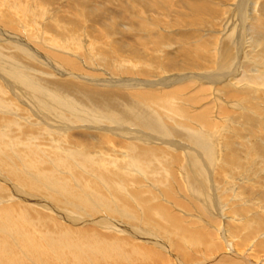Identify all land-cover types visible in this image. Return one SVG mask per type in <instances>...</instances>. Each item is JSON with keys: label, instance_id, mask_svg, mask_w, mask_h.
<instances>
[{"label": "bare ground", "instance_id": "bare-ground-1", "mask_svg": "<svg viewBox=\"0 0 264 264\" xmlns=\"http://www.w3.org/2000/svg\"><path fill=\"white\" fill-rule=\"evenodd\" d=\"M89 2L90 0H82V3L79 4H84L85 7ZM217 3L222 4V6L218 5L219 7L229 8L227 22L224 21L228 23L227 26L235 27L249 21L246 29L249 38L245 39L246 45L245 42H241L243 33L241 37L236 33L239 38L235 41L237 55L240 57L239 53L245 49L248 54L246 60L249 61L241 63L240 59L235 60V55L231 56V51L224 49L223 52H219L218 59L215 58L217 60L215 65L213 64V68L212 65H206L207 67L203 68V70L212 68L210 69L212 71L190 73L185 72L180 66L171 73L170 64L167 65L168 69L162 64L156 68L158 74L163 75V77H159V75H146L139 71L138 68H148L146 60L144 63V58L139 54L131 52L130 54L135 55V60L131 59L132 61L125 60L123 56L121 59L120 55L127 48L119 46L115 49L117 44L112 47L115 43H119L117 41L111 42L106 48L104 43H98L101 50L97 51V55H95L94 48L98 44L93 43L94 40L92 41L87 36L91 31L88 30V34L77 32L78 27L76 26L83 25L80 19L71 21L70 24L75 28H71L69 33L73 36H69L70 38L66 35L68 30L62 28L61 35L64 36L60 35L61 37H54L55 40L45 42L41 33L47 32L46 27L49 25L47 13L42 12V15L33 17L32 9L35 8L34 5L37 6L36 4L31 3L33 7L30 6L31 4L24 5L23 12L19 13L18 2L11 6L7 0L0 2V6L6 9L0 10V51L6 50L8 53H5L6 55L0 53V95L7 96L6 99L4 97L5 101L0 100L3 101V104H8L3 106L0 102V109H2L0 113H3V116L0 115V125L3 124L0 126V144L7 143L4 141L5 138L10 142L9 147L7 145L0 146V171L6 173V177L0 175V194H2L0 203H4L0 205V264H264V236L260 237L264 233V177L258 181H251L255 175L249 179V176L230 177L226 175L224 170L228 167L232 170L237 164L236 150L231 149L229 153L220 158L218 155L220 152L217 151L219 146H216L219 145L217 144L219 139L216 141V135L219 133L215 135V132L210 134L199 132L205 128L214 129L213 121L202 120L204 113H207L208 119V112L213 108L214 112L211 116L220 117L218 116L220 108L215 110L214 107L208 106L213 103L216 105V98L221 101L218 91L220 93L221 90H224L225 98L239 97L243 93L242 95L245 94L254 99L256 104L264 106L262 103L264 94L258 101L256 100V90L249 88L252 84L264 85V63L262 60L264 59V22L261 21L262 18L264 19V0L180 1L181 6L185 9L190 8L194 12L210 10L215 8L214 5ZM255 8L259 12V16L252 14ZM79 13L80 15L85 14L87 17H92L94 14L87 7L80 8ZM247 13L251 15H247ZM94 18L98 24L101 23L96 15ZM147 20L148 18H146ZM236 20L239 22L237 23ZM50 22H52L51 19ZM53 22L55 23L56 19ZM73 22L80 23L74 24ZM146 25L147 23L140 24L136 28L145 30ZM32 26L33 28H31ZM105 31L107 30L105 29ZM119 33L123 38L127 37L124 30ZM227 35L229 36V34ZM131 39L129 40L137 45H134L137 49L133 50L137 51L139 48L145 47L144 41L150 40V35L148 34L147 38L140 35L132 36ZM160 42L162 41L160 40ZM122 43L128 42L123 39ZM82 44H86L85 49ZM159 46L156 44V47ZM102 56L106 58H102ZM22 58L27 59V62L33 67L24 65ZM75 58L79 61L76 62ZM96 59L101 60L102 65L115 73L111 74V71L99 70V68L83 70L81 66L86 64L89 68L93 64L92 60L96 61ZM189 60L188 65L197 67V70L200 69L199 63L198 65L191 63V60L195 61L194 57L191 56ZM25 66H28L27 70L24 69ZM40 68L42 70L47 68L49 77L41 76ZM98 71H101L102 75L108 73L109 76L105 74V79L100 77L101 80H95L91 76L99 77ZM148 76L150 77L146 79L145 77ZM89 81L94 82L98 87H102V85L108 87V91H113L109 92L110 95H114L111 97L116 100L112 106L106 104L103 108L97 107L95 104V107L100 109L97 110L98 119H94L109 123L118 119L125 111L130 115L128 120L131 122L130 129L133 132L124 130L128 127L122 128L121 125L111 126L114 129L110 130L99 127V129H94L103 131L102 133H94L91 129L79 127L80 122L93 121L91 120L93 118L91 111L79 109V106L82 105L80 99L86 95L82 94V96L79 93L67 95L66 92L72 90L70 86L83 89V86L78 83ZM42 82H49L52 86H56L57 90L49 92ZM216 86H220L221 89ZM86 88L84 87L82 92L89 91L93 95L99 96L98 91L86 90ZM199 93H202L203 96L198 101L194 97ZM100 94L104 95L102 92ZM102 99L107 100L108 98ZM208 100L211 103H207L202 111L199 110L200 112L196 114L191 113L192 115L189 113L194 109H190L192 111L189 112L188 108L182 105L187 102L197 105V103ZM125 101L129 104H125ZM104 103H108V101H104ZM10 108L15 111L16 120L13 115L10 118L7 116ZM165 110L166 114L163 113ZM18 111L20 112L17 114ZM56 112L60 116L55 117ZM20 113L22 116L19 115ZM204 117L206 118L203 115ZM185 120L187 122L193 120L198 131H185L184 126L187 123ZM219 120H216L218 125ZM93 123L98 124L94 121ZM111 123L110 125L114 124V122ZM262 124L263 127L264 124ZM2 126L11 132L13 139L3 133ZM256 126L259 127V123L251 124L250 122L246 129L255 131ZM107 128L109 129V127ZM25 130L29 131L25 132ZM140 130H149L148 134L153 133L154 137L157 135L167 137L163 136L162 141L155 142L151 139L153 137L148 134L144 135L145 137L139 136ZM249 131L248 133H250ZM80 138H83V143L87 140L96 141V143L95 145L84 146L83 143L80 145L78 140ZM172 138H178L186 144ZM75 139L78 141L74 142ZM18 141H21L19 143L22 144L24 141V147L16 144ZM39 141H49V147L38 148L37 146L42 145ZM34 142L38 143L37 146ZM51 142L55 143L54 146ZM261 142L262 144L251 146L255 148L257 157L264 160V137ZM118 144L122 147H119ZM141 145L153 148L159 145L161 146L160 151H164L167 153L166 155L172 157L173 166L164 165L168 166V168L165 167L167 168V181L168 183L171 181L170 184L164 185L165 187L161 185L164 188L157 189L156 187L159 186L157 183L161 184L159 176L153 180L150 177L153 175V171L149 172V167L144 168L146 163H143L145 160H141V157L146 154L154 156V153L151 150L142 149ZM252 147L249 148L253 149ZM21 148L23 152L20 153L23 156L17 157L14 151L17 153ZM154 151H159V149ZM181 153L184 157L183 160ZM195 153H199L201 159L212 162V164L209 163L208 167L205 166V163L203 166H199V157ZM204 154L210 155V158L203 157ZM75 157L80 158L79 162L75 164L76 168L80 166L85 170L92 158L98 157L103 160L101 161L103 164L113 163L117 159L115 167L122 166L123 170H115L112 175L97 172L94 173L96 175L94 176L91 173L87 175L77 172L78 175L74 176L72 174V171L76 172L74 165L63 164L60 160L70 161ZM152 158L146 160L150 162ZM44 159L47 160L44 161ZM22 160L23 162H21ZM121 160H127L126 164L130 165H122ZM219 160L220 163H218ZM50 162L62 163L59 168L62 169L61 172H68L69 176L66 175V177L73 188L64 180L66 177L63 178L54 173L56 169L49 167ZM171 166L172 168H170ZM23 167H29L30 176L21 175ZM18 168L23 169L17 171ZM102 169L110 171L104 167ZM260 172L258 173L261 174ZM219 173L223 174V178H227V181H223ZM138 176H142L140 178L143 180H139ZM114 177L121 178L125 185ZM244 180L248 182L242 183ZM228 182L231 183L230 187ZM73 183H76L78 189L73 186ZM95 183H105V193ZM221 183H225L227 188L221 187ZM239 189L247 194L248 197L245 196L244 200L249 206L241 207V210H232V206L239 203L232 201L231 197L235 198V196L241 195L242 192H239ZM24 190L39 192L40 195L46 196L49 201L48 207H45L44 203L41 204L39 201L33 200L29 196L31 194ZM60 195L63 197L60 198ZM101 215L116 216L123 223L114 222L110 219L111 217L104 218ZM20 216H22L21 219ZM35 225L44 232H48V235H43L44 237L40 235L41 230L33 227ZM3 227H6L7 230ZM18 227L24 236L20 237L17 234ZM32 229L36 230L38 234L31 233ZM8 234L15 239V242L12 243L15 244L14 246L6 237ZM159 236H163V238ZM166 241L167 244H163ZM49 244L58 247L57 254L60 255V261L56 262L57 259L53 260L48 254Z\"/></svg>", "mask_w": 264, "mask_h": 264}, {"label": "rangeland", "instance_id": "rangeland-1", "mask_svg": "<svg viewBox=\"0 0 264 264\" xmlns=\"http://www.w3.org/2000/svg\"><path fill=\"white\" fill-rule=\"evenodd\" d=\"M2 1H6V0H0V2H2ZM8 1L10 3V6L12 4H15L16 2H18V6H19L18 7V11H19V13L23 12L22 8H23L24 5L25 6L26 5L29 6L31 3L33 5L34 4L37 5V6L34 5L35 8L32 9V16L34 15L33 17L42 15L43 14L42 12L47 13V22L49 24L48 27H46L47 32L44 31L43 33H41L42 38L44 39L45 42L49 41V40H52V39L55 40L54 37L64 36V35H61V32L63 31L62 28H64L65 30H68V33L66 34V35H68L67 37L73 36L71 33H69L71 31V28L73 27V25L70 24V23L74 19H75V21H78L80 19L81 22H83V25L79 24V25L76 26V27H78L77 28V32L81 31V32H84L85 34H88V30L91 31L90 35H87V36H89L92 41L94 40L93 43H97V44L98 43L99 44L104 43L105 48H106L108 45L111 44V42L112 43L114 41L119 42V43H115L114 45H112V47L117 44V46L114 47L115 49H117L119 46L127 48V49L124 50V53H123L124 55L123 54L120 55V58L122 59L123 57H125L124 58L125 60L130 59L128 61H132L131 59L135 60V57H134L135 55L134 54H130L131 52L135 53V54H139V56H142L144 58L143 62L145 63V60H146L148 68L147 67H142V68H138V69H139V71L145 73L146 75H148V74L149 75H156V76L159 75V77L160 76L163 77V75L162 74H158V71L156 70L157 66L158 65L162 66V64H164L163 66H167V65L169 66V64H170V68L169 69L171 70V73H173L180 66L183 67L185 72H190V73H205V71H208V70L212 71L210 69L213 68V66L215 65V61L218 59L217 58L218 55L221 53V51L223 52L224 49L226 51L228 50L229 52L231 51V56L235 55V60L236 59H238V60L240 59L241 63L249 61V60H246L247 59L246 55H248L247 54V50L245 51V49H242L241 52L239 51L240 52L239 53L240 57H239L237 55V48L235 46V41L237 40V38L242 36V33H243V38L241 39L242 40L241 42H243V43L245 42V45H246V40L245 39L249 38V35L246 32L247 31L246 29L248 28L247 26H248V22L249 21H246L247 23L243 22L245 24L241 23V25H237L235 27H233V26L231 27V25L227 26L228 23H226L227 22L226 18H227V15L229 13V8L219 7V6H222L221 3H217V4L214 5V7L216 9L212 8L210 10H202V11L200 10L198 12H194V11H191L190 8L185 9L183 6H181L180 5V1L181 0H163V1L162 0H157V1L156 0H142L143 2L141 0H90V2L85 7H87L88 10H92L94 12V14H93L92 17H89V16L87 17V16H85V14L80 15V13H79L80 8L81 9L85 8L84 4H79V3H82V0H34V1H31V0H7V2ZM129 1H131V2H129ZM151 3H152V6H151ZM32 4L30 6L33 7ZM133 4H134V7H132ZM129 5H130V7H129ZM155 6H157V7H155ZM108 7L110 8V10H109ZM0 10H6V9L0 6ZM226 10H227V12H226ZM122 11H123V13H121ZM255 11H256V8H255V10H254V12L252 14H255L254 16H259L258 15L259 12H257V11L255 12ZM118 14L120 16V20H119V16H117ZM95 15L98 17V20L101 21V23H100L101 26H99L100 24H98L96 21H94ZM128 15H130V16L127 17ZM247 15H251V14L247 13ZM145 17L148 18V20H147L148 22L146 21ZM248 17H250V16H248ZM248 17H246V18L248 19ZM18 18H20V17H18ZM101 18H104L105 20L101 19ZM131 18L133 19V23H132V19ZM259 18H262V17H259ZM50 19H51L52 22H50ZM54 19H56L55 23L53 22ZM84 19H86V20H84ZM135 21L136 22L138 21V22L136 23ZM224 21H226V22H224ZM261 21L264 22V19L262 18ZM238 22L239 21H237V23ZM73 23L76 24V23H80V22H73ZM127 23H129V24H127ZM146 23H147V25L145 26V30L144 29L143 30H139L138 28H136L138 25L146 24ZM69 24H70V26H67ZM113 24L115 25L114 27L112 26ZM131 25H133V26H131ZM241 26H243L242 29H241ZM130 27H131L132 30L130 29ZM224 27L225 28L228 27V28H226V32L224 31L225 30ZM31 28H33V26ZM74 28L75 27H73V29ZM101 29H103V30H101ZM105 29L107 31H105ZM119 29H120V31H119ZM121 29L124 30V33H125V35H127L128 38L127 37L123 38V36L119 33V32H122ZM243 29H244V31H243ZM139 31H141V32H139ZM148 31H151V32H148ZM241 31H243V32H241ZM93 33H96V34H93ZM225 33L229 34L230 38ZM236 33L238 34L239 37L237 36ZM148 34L150 35V40H148L146 42L144 41L145 47L144 48L143 47L139 48L137 51L133 50V49H137V48L134 47V45H136V44H133L132 41H130V40H132L131 37L132 36L135 37V36L140 35V36H143V37L147 38ZM98 35H99V37H98ZM123 39L126 40L129 44L128 43H122ZM160 40L162 42H160ZM83 42H85V41H83ZM154 43H156L157 46H158V44L160 46L156 47V44L154 46ZM99 44H98V46H96L94 48L95 55H97V51L101 50V49H99ZM85 45L82 44V47L84 49H85ZM154 47H156V49H154ZM229 47H230V50H229ZM96 48H97V50H96ZM12 52H14V51L12 50ZM0 53L1 54H3V53L4 54L5 53L8 54L6 50H1ZM118 53H120V52H118ZM186 55H187V57H186ZM121 56H123V57H121ZM191 56L194 57V60H195L194 62H193V60H191L192 64H194V65H196V63H197V65H198V63L200 64V69L199 70H197V67H194L192 65H188L187 64V62H190L189 59H191ZM104 57L102 56V58H104ZM108 58L112 59L111 57H108ZM215 58H217V59H215ZM75 60H76V62L79 61L76 58H75ZM262 60H263V63H264V59H262ZM232 61H234L233 58H232ZM22 62H24V65H30V66L33 67V65H31L30 63L27 62V59L25 60L24 58H22ZM92 62H93V64H91V66H89V68L87 67L86 64L84 66H81V67L83 68V70H85V69H98V68H99V70H101V69L106 70L107 69V67L105 65H102L101 60L96 59V61L92 60ZM18 64H20V62H18ZM206 65H209V66L212 65V68H209L207 70H203L204 67H207ZM168 66H167V69H168ZM27 68H28V66L24 67V69H26V70H27ZM164 68H166V67H164ZM263 68H264V65H263ZM46 69L47 68H43L44 71L42 70V68L39 69L40 70L39 72H40L41 76H43L45 78L49 77L48 76V69L47 70ZM148 70H149L150 73L148 72ZM108 71H111V70L109 69ZM98 72H99L98 73L99 77L98 76L94 77V75L93 76L90 75V76L92 78H95V80H101V78L105 79V77H104L105 74H107L109 76L108 73H104V75H102L100 73L101 71H98ZM112 72L113 71H111V74H112ZM113 73H115V72H113ZM87 74H89V73H87ZM120 77H122V76H120ZM149 77L150 76L145 77V78L147 79ZM117 79H119V78H117ZM42 84L44 86L46 85L45 87H47V90H49V92H51V93L53 92V90L54 91H55V89L57 90V88H55L56 86L55 87L52 86V84H50L49 82H44V83L42 82ZM78 84H80V86H83V89H81V88H73V87L70 86V88H72V90L71 91L69 90L68 92H66V94L68 95L70 93L71 94H76V93L78 94L79 93L80 95H82V94L86 95V96L82 95L84 97L83 98L84 100L82 98L80 99L82 101V105L79 106V109L83 108V109H88L89 111H91V115L93 117V118L90 117L91 120H93L94 122H98V124H96V125L93 123V121L92 122H84V123L80 122L78 124L79 127H86L88 129L93 130L94 133H102L103 131H96L94 129H99V128L104 129V128H106L105 130H110V129H114L111 126L114 127V126H117V125H121L122 128L123 127H128L129 128V129L128 128H124V130H128V131L133 132L130 129L131 122H129L130 120H128L130 115L128 113H125V111H123L124 113H121L122 116H120L118 119H116L114 121H111V122H114L113 125H110L111 122L108 123V121L106 123V121H97V120L94 119V118L98 119V117H99L97 115V112H98L97 110H99L100 108H97V107H102L103 108L104 105L106 106V104H108L110 106L115 104L116 100H114V97H111V96H114V95H110V93H109V92L112 93L113 91H111V90L108 91L107 89H109V88L104 86V85H102V87L101 86L98 87L97 85L94 84V82L91 83L90 81L87 82V83L86 82H82V84L81 83H78ZM84 87H87L86 90L98 91L97 93H98L99 96L93 95L92 92H89V91L82 92L84 90ZM216 87H218V86H216ZM100 88H102V89H100ZM249 88H252L253 90H256V93H257L256 100L260 101V96L263 97V94H264V89H263L264 85L261 86V85L252 84ZM219 89H221V88H219ZM226 90H228V89H226ZM100 92L104 93V95L100 94ZM224 94H225L224 90H221L220 93L218 91V96L221 99V101L218 98L215 99L217 106L214 105V103L212 105H208V106L214 107L215 110L220 108V109H218V111L220 112L218 114V116H220V117L211 116V115H213L212 112H214L213 108H211L210 109L211 111L208 112V116H209L208 119H207V113L203 114L204 116H206V118L205 117L203 118V115H202V120L213 121L214 129L212 128L210 130V128H208V129H206V128L204 129L203 128L204 130L201 129V131H199V132L200 133L203 132L205 134H210V133L215 132V135L217 133L220 134V135L219 134L216 135V138H217L216 141L219 139L217 141V144H219V145H216V146H219V147H217V151L220 152V153L218 152L219 153L218 155L220 156V158L224 154L229 153L230 152L229 150H231V149H235L236 150L237 157H238L237 164H235V167L232 170H231L230 167L225 169L224 172H226V175H228L230 177H237V176L238 177H242V176L248 177L249 176L248 179L251 178L253 175H255L254 177H252L253 180H251V181H258V179H261L262 177H264V171H262V170H264V163H263L264 160L261 159L260 157H257V155H256L257 153L255 154V148H253L251 145H257V144L259 145V143L262 144V142H261L262 141V137H264V125H263L264 124V106L261 105V104H256L254 102V99L249 98V96H246L245 94H244L245 96L242 95L243 93L241 95H239V97H235V98H225ZM100 96H103V97H100ZM115 96L122 97V96H119V95H115ZM202 96H203V94L199 93L194 98H196L199 101L201 99L200 97H202ZM4 97H5L4 95H0V99L5 101L7 96L5 97V99H4ZM105 97H107L108 99L107 100H103L102 98H105ZM2 100H0V102H2V104H3ZM104 101H108V103H104ZM85 102H87V103H85ZM118 102L120 104V101H118ZM124 103L127 104V105L129 104L126 101ZM207 103L209 104V103H211V101L208 100L207 102H200L199 104L197 103V105H195L194 103H191V102H187V104H185V105L182 104V105L185 108H188L189 112L194 109L193 112L189 113V115H192L193 113L196 114V113L202 111V109H204V107H205V105ZM262 103L264 104V102H262ZM95 104L97 105V107H95ZM218 104H220V105H218ZM4 105H8V104H3V106ZM163 107H165V106H163ZM190 109H192V110H190ZM223 109L226 110V111H224ZM0 110H2V109H0ZM118 110H120V109H118ZM222 111H224V112H222ZM9 112L7 113V116L10 118V116L13 115V118L16 120L15 111H13V109H11V110H9ZM19 112L20 111H18L17 114ZM161 112H163V111H161ZM163 113L166 114V110ZM222 113H223V115H222ZM21 114L22 113H20L19 115L22 116ZM246 114H248V115H246ZM0 115L3 116V113H0ZM57 115L60 116L59 113L56 112L55 117H58ZM51 116L54 117V115H51ZM66 117H68V116H66ZM212 118H214V119L212 120ZM218 119H220L219 120V125H218V122L216 121ZM221 119H223V120H221ZM182 120H184V119H182ZM230 121H231V123H230ZM185 122H187V121L185 120ZM189 122L191 123V125H190ZM250 122H251V124H254V123L258 124L259 123V127L256 126L255 127V131H252V130L249 131L248 130L250 132V133H248L246 128H248ZM252 122H254V123H252ZM227 123H228V125H227ZM260 123L261 124L263 123L262 124L263 127L261 126ZM194 124L195 123H194L193 120H191V121L188 120V122L184 126L186 128L185 131H187V132H190V131L191 132H196V131H198L197 127H195ZM1 125H3V124H1ZM167 125L169 126L168 123H167ZM167 125H166V127H167ZM170 126H171V124H170ZM107 127H109V129ZM2 128H3L2 129L3 133H5L9 138L13 139V135L10 134L11 132H8V130L5 129L4 126H2ZM31 128L34 129L33 127H31ZM174 128H176V127H174ZM29 130H25V132H28ZM207 130H210V131H207ZM148 133H150L149 130L148 131L147 130H140L138 135L139 136H141V135L142 136H144V135L147 136ZM148 135L152 136L153 138H151V139L154 140L155 142L162 141L163 136L167 137L165 135H161V137H160V135H157L156 137H154L153 133L148 134ZM250 135H254V136L252 137ZM142 139H144V138H142ZM172 139L176 140L177 142L179 141L180 143H183L184 145L186 144L185 142H183L182 140H180L178 138H172ZM78 140H79V144L81 145L83 143V138H80ZM78 140L75 139L74 142H76ZM227 140H229V141H227ZM4 141L7 142V143H4V144L1 143L0 146H4V147L6 145L10 146V142H9L8 139L5 138ZM19 142H21V141L16 142V144H20V145H22L20 147H24V145H25L24 141H22L23 144L19 143ZM39 143H41L42 145L41 146H37L38 143L34 142V144L38 148L42 149V148H48L49 147V141H39ZM95 143H96V141L87 140L82 145H84V146L93 145V144L95 145ZM51 144L54 146L55 143L53 144L51 142ZM126 146H127V144H126ZM129 146H132V145H129ZM141 146H142L141 147L142 149H147V150L153 151L154 156L146 154V155L141 157V160H143V159L145 160L143 162V163H146L144 165V168L149 167L150 171L149 170L148 171L149 172L153 171V175L154 176L153 175L150 176V177L153 178V180L158 178V176H159L161 184L157 183L159 186H157L156 188L157 189L164 188L165 187L164 185H168V184L171 183V181L169 183L167 181V173H166L167 171H166V169L170 165L173 166L174 162L172 160V157H170V155H166L167 153H165L164 151L163 152L160 151L161 146H159V145L157 147H155V148H153V147H145V145H141ZM119 147H122V146L119 145ZM249 147H252L253 149H251ZM192 148L194 149V147H192ZM155 149H159V151H154ZM65 150H67V149H65ZM20 152L21 153L23 152L22 148L17 153L14 151V153H15V155L17 157H22L23 156V154L21 155ZM238 153H239V155H238ZM195 154L199 157V161H200L199 162V166H203L204 163H205V166L208 167L207 165L212 164V162L204 161L205 159H203V158H202L203 159L202 160L201 156H199V153L198 154L195 153ZM123 156H125V155L123 154ZM150 157H153L152 161L148 162L149 160H146V159L150 158ZM203 157L210 158V155L207 156L206 154H204ZM252 157H253V159H252ZM116 158H119V157H116ZM181 158H182V160L184 159V157H182V153H181ZM263 158H264V155H263ZM45 160H47V159H44V161ZM79 160H80V158H76L75 157V158H73L70 161H65V160L64 161L60 160V161L63 162V164L70 165V166L74 165V167H75L76 166L75 164L77 162H79ZM116 160L113 163H104L103 164V163H101V161H103V160H100L98 157H93L92 161L89 164V166L86 167L85 170L83 168H81L80 166H78V168H76V167L74 168L76 170V172L72 171V174L75 176V175H78L77 172H81V173H86L87 175H90V173H91V175L96 176L94 173H97V172H103L104 173L105 172V173H108V174L112 175V174H114L115 170L116 171L123 170L122 166H116L115 167ZM124 160H125V158H124ZM21 162H23V160ZM61 162H59V163L50 162L49 167L53 168V169H56L54 171V173H56L57 176L59 175L60 177L64 178V177H66V175L67 176H69V175H68V172H61L62 169L59 168L60 166H62ZM120 162L124 166L130 165V164H126L127 160L126 161H122L121 160ZM152 163H153V165H152ZM218 163H220V160L218 161ZM243 164H244V166H243ZM260 164H262V165H260ZM164 165H168V166H164ZM163 166H164V168H163ZM172 166L170 168H172ZM258 166H260V167H258ZM103 167L106 168V169H110V171L102 169ZM165 167H167V168H165ZM23 168H20V169L18 168L17 171H19V170H21ZM28 168L25 167L23 170H21V175L22 176H24V177L30 176L31 171ZM130 168H131V166H130ZM124 169H127V168H124ZM215 169H216V167H215ZM155 170H157V171H155ZM260 170H261V172H260ZM29 171H30V174H29ZM110 172H113V173H110ZM227 172H229V173H227ZM258 172H260L261 174H259ZM0 173H1L0 174L1 176L6 177L5 171H0ZM222 175L219 173L220 177ZM140 177H142V176H138V179L139 180H143ZM223 177L224 176H222V178ZM114 178L116 180L119 179L118 181L125 185V183L122 181L121 178H117V177H114ZM64 180H66V182H68L69 186L72 187L70 182H69V179L67 177ZM170 180H171V178H170ZM222 180L223 181H227V178H223ZM2 182L4 183V181H2ZM247 182H248L247 180H244L242 183H247ZM41 183H43V182H41ZM154 183H156V182H154ZM228 183H229L228 186L230 187L231 183L230 182H228ZM5 184H7V183L5 182ZM95 184H96V186L101 188V190H103V191L105 190L104 189L105 188V183H102V184L101 183H95ZM161 185H163L164 187L161 186ZM220 185H221V187L224 186V187L227 188V185L225 183H221ZM73 186L76 187V183H73ZM147 187H148V185H147ZM14 188L16 189L15 186H14ZM76 188L78 189V187H76ZM76 188H74V189H76ZM141 188H143V187H141ZM157 189H155V190L157 191ZM24 191L26 193H30L31 195H29V196L31 198H33V200H37L41 204L44 203L45 204L44 206L48 207L49 201H48L46 196L40 195L39 192L37 193V192L30 191V190H24ZM240 191L241 190L239 189V192ZM104 193H105V191H104ZM231 194H233V193H231ZM0 196H2V194H0ZM61 196L63 197V195H60V198H62ZM245 196H247V194L243 191L241 195H237V196H235V198H233L234 196L231 197L232 201H234V202L237 201L236 203H239L238 205L234 204V206H232V210H241L243 207H248L249 206L247 203H245V200H244ZM256 198L259 199L260 197H256ZM3 204L4 203H0V205H3ZM239 205H240V207H239ZM78 208H80V207H78ZM248 210H251V209L248 208ZM102 217H104V218H108V217L110 218L111 217L110 219L112 221L121 222V224L123 223V221H121V219L119 220L118 218H116V216H113V215L112 216H110V215L104 216L103 215ZM21 218H22V216H20V219ZM33 227H35L37 229L39 228V227H36V225L33 226ZM3 228L6 229V227H3ZM39 229L41 230V228H39ZM16 232H17V234H19L20 237L24 236L22 230L19 229V227H18V230H16ZM31 233L38 234V232L36 230H34V229L31 230ZM39 234L42 235V236L43 235L47 236L48 232H44V230H41L39 232ZM159 234H161V233L159 232ZM163 236H159V237L163 238ZM263 236H264V233L260 237H263ZM6 237L9 239V241H11V244L13 242H15V239L12 238L10 234L6 235ZM40 238H41V236L39 237V240H40ZM163 244H167V241L164 242ZM12 245L14 246L15 244H12ZM47 249H48L47 250L48 254L52 257L53 260H55V258H56L57 259V260H55L56 262L60 261V255L57 254L58 253L57 252L58 247H56V246H54L52 244H49Z\"/></svg>", "mask_w": 264, "mask_h": 264}]
</instances>
